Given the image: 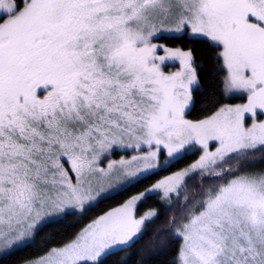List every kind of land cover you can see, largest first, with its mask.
Here are the masks:
<instances>
[{
  "label": "snow or ice",
  "instance_id": "1",
  "mask_svg": "<svg viewBox=\"0 0 264 264\" xmlns=\"http://www.w3.org/2000/svg\"><path fill=\"white\" fill-rule=\"evenodd\" d=\"M166 39L205 43L241 102ZM174 243L168 264H264V0H0V264H157Z\"/></svg>",
  "mask_w": 264,
  "mask_h": 264
},
{
  "label": "trees",
  "instance_id": "2",
  "mask_svg": "<svg viewBox=\"0 0 264 264\" xmlns=\"http://www.w3.org/2000/svg\"><path fill=\"white\" fill-rule=\"evenodd\" d=\"M161 41L165 43L167 46L179 47V48L181 47L183 49H188V48L194 49V63L197 68L198 79L200 81L201 88L206 90L208 94H215L217 100H222L223 102H236L237 101L236 99H229L227 97H222L220 95V88L222 87V85L220 84L221 76L216 74L214 58H213L214 54L212 53L210 48L205 43L203 42L193 43L189 41L188 39H184V40L166 39V40H161ZM206 111H211V107L209 106L206 109L203 104H198L195 111L192 113V118L200 117ZM195 159H196V156H192L189 159L183 161L181 164L177 165L176 168L169 169V172L161 173V176L167 175L171 171H175L178 168L185 167L187 164L193 162ZM159 178L160 177H154L152 181H149V183H153L155 182L156 179H159ZM142 189H143V185L139 186L136 189H133L132 191L134 193ZM115 203H117V201L114 200L106 204H103L101 205V208L98 211H103L107 207L112 206ZM157 206H158L157 199H149L145 201L141 207H139V213L143 214L149 208H155ZM151 235L152 233L150 230L149 235L146 236L144 240L140 241V244L137 245V248L148 244L149 240L151 239ZM178 247H179L178 243L172 244L171 247L168 249L167 256H162L160 260L157 262V264H168V261L174 257ZM135 250L136 249H133V251Z\"/></svg>",
  "mask_w": 264,
  "mask_h": 264
},
{
  "label": "rangeland",
  "instance_id": "3",
  "mask_svg": "<svg viewBox=\"0 0 264 264\" xmlns=\"http://www.w3.org/2000/svg\"><path fill=\"white\" fill-rule=\"evenodd\" d=\"M158 43L165 44V43H163L161 40L158 41ZM165 45H166V44H165ZM166 46H167V45H166ZM168 47H172V46H168ZM173 48H176V47H173ZM180 48H181V47H180ZM159 54H160V55H164V53H163L162 50L159 52ZM179 68H180V66H179V62H178V61H174V62H170L167 66H165L163 70H164L165 72H174V71H178ZM236 100H237L236 102H230V103H240V102H241V101L238 100V99H236ZM115 158H116V159H119V156H116ZM197 158H198V157H196V159H197Z\"/></svg>",
  "mask_w": 264,
  "mask_h": 264
}]
</instances>
